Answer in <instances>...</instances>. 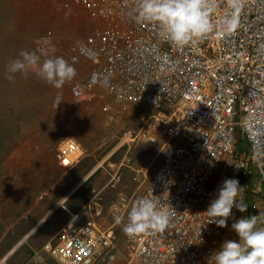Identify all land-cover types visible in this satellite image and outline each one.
I'll return each mask as SVG.
<instances>
[{
	"label": "built area",
	"instance_id": "obj_1",
	"mask_svg": "<svg viewBox=\"0 0 264 264\" xmlns=\"http://www.w3.org/2000/svg\"><path fill=\"white\" fill-rule=\"evenodd\" d=\"M132 2L67 0L84 13L85 33L62 46L47 30L35 36L34 48L39 63L62 57L76 69L61 88L51 85L56 107L67 98L97 102L103 111L113 103L146 106L137 135L160 142L161 161L136 200L151 198L158 208L174 209L163 233L123 232L131 247L124 264H214L212 252L235 239L231 223L242 214L234 208L225 228L203 225L217 188L235 178L244 201L242 182L253 177L251 190L264 194V0H244L238 26L221 34L224 0L212 14L216 30L183 49L162 41L155 25L136 22ZM239 136L247 147L237 154ZM65 141L59 144L64 156L84 152L76 140L61 147ZM130 209L122 202L112 211L122 218V231ZM67 211L41 251L61 264H101L116 238V220L105 221L96 202Z\"/></svg>",
	"mask_w": 264,
	"mask_h": 264
},
{
	"label": "rangeland",
	"instance_id": "obj_2",
	"mask_svg": "<svg viewBox=\"0 0 264 264\" xmlns=\"http://www.w3.org/2000/svg\"><path fill=\"white\" fill-rule=\"evenodd\" d=\"M66 1L0 0V220H5L0 224V264H61L43 253L41 246L65 222L67 210L96 202L101 216L112 223L117 218L112 215L114 208L122 202L131 208L161 161L160 142L149 144L137 135L146 106L130 104L120 109L113 103L103 111L97 102L61 101L60 105L66 103L61 112L51 85L35 72H8L10 61L22 59V50L38 56L37 34L52 30L56 43L63 46L85 33L84 13ZM9 75L14 79L9 80ZM42 108L64 114L56 120L48 113L39 129L44 133L47 128L43 135L47 138L67 127L69 134L58 142L54 136L44 143L43 136L29 137L25 126L38 122L34 110ZM72 139L81 143L84 152L64 156L59 144L65 141L61 147H68ZM246 184L257 185L253 177L242 182L243 187ZM253 193L251 212L260 218L257 227H262L264 194ZM17 194L26 199L14 201ZM6 208L14 213L6 214ZM121 223L114 225L116 238L101 264H124L131 252Z\"/></svg>",
	"mask_w": 264,
	"mask_h": 264
},
{
	"label": "clouds",
	"instance_id": "obj_3",
	"mask_svg": "<svg viewBox=\"0 0 264 264\" xmlns=\"http://www.w3.org/2000/svg\"><path fill=\"white\" fill-rule=\"evenodd\" d=\"M224 0H133L132 14L136 22L155 25L158 37L178 49L201 42L216 30L212 14ZM244 0H226L227 10L220 22L221 34L231 33L238 26V14ZM20 57L10 61L9 73L26 74L35 69L36 75L46 83L59 89L66 81L76 76V69L62 57L48 58L39 63L34 52L21 51ZM9 80L14 75L8 76ZM168 200V199H167ZM59 206L65 207L58 203ZM159 201L151 198L136 200L128 212V221L123 232L134 237L140 234L163 233L170 224V208H158ZM245 213L248 204L244 203L242 189L235 178H225L217 188L204 211L208 216L205 224L228 227V221L234 218L233 209ZM121 217L116 218L120 223ZM260 218L257 215H245L234 219L231 230L238 239H225L219 248L212 252L214 264H264V226L257 227ZM199 235L201 236V230ZM202 242V239L199 243Z\"/></svg>",
	"mask_w": 264,
	"mask_h": 264
},
{
	"label": "crops",
	"instance_id": "obj_4",
	"mask_svg": "<svg viewBox=\"0 0 264 264\" xmlns=\"http://www.w3.org/2000/svg\"><path fill=\"white\" fill-rule=\"evenodd\" d=\"M65 102H71V101H73L72 99H70V98H67V99H65L64 100ZM75 102V101H74ZM77 102V101H76ZM88 103H92V102H89V101H87ZM65 105H66V103H64V104H62V105H60V107L58 108L61 112H63L64 111V109H65ZM47 109H44V108H42V109H35L34 110V113L35 114H39V118H38V122L36 123V124H34V122L32 123V124H30V125H26L25 127H26V130L30 133V138H34V137H41V136H43L44 134H46V127L44 128V133H43V131H40L39 129L40 128H42L43 126H45V118H47V115H48V113H49V115H50V117L49 118H51V117H54L56 120H59L60 118H62L63 116L62 115H64V114H59L57 111L55 112V110H51V109H49V111H46ZM47 112V113H46ZM43 113H46V116H44L43 115ZM52 119V118H51ZM36 131V134L34 133ZM57 132V133H56ZM55 132V134L53 135L54 136V139L56 140V142H58V140H59V137L60 138H62V137H65V136H67L68 134H69V129H67V127H63V130H61V132L59 131V130H57ZM35 134V135H34ZM48 135V134H47ZM53 136L51 135V136H49L48 135V139L45 137V136H43L41 139H42V142L44 143V141H49V139L50 140H52V138H53ZM23 138H25V142H28V139L25 137V136H23ZM44 138H46V140H44ZM35 139V138H34ZM66 140V139H65ZM78 142V141H77ZM79 143V142H78ZM80 145H81V143H79ZM82 146V145H81ZM83 147V146H82ZM26 196H23V195H20V194H17L16 195V200H14V201H19V202H22L24 199H26L25 198ZM1 199H3V197H1ZM13 199V198H12ZM21 207H22V205H21ZM20 207V208H21ZM5 211L7 212L6 214H10V213H14V211L13 210H11V209H5ZM15 211H17L16 209H15ZM5 220H0V224H2L3 225V223H5L4 222ZM8 224H10L11 223V221L10 220H8V221H6ZM30 232H32V229L30 230Z\"/></svg>",
	"mask_w": 264,
	"mask_h": 264
},
{
	"label": "trees",
	"instance_id": "obj_5",
	"mask_svg": "<svg viewBox=\"0 0 264 264\" xmlns=\"http://www.w3.org/2000/svg\"><path fill=\"white\" fill-rule=\"evenodd\" d=\"M247 144L245 140L239 136L238 142H237V148H236V153L239 154L240 152L246 151ZM253 196L254 193L251 190V187L245 186L244 187V203L248 204V209L246 211L247 215H252L251 209H252V203H253Z\"/></svg>",
	"mask_w": 264,
	"mask_h": 264
},
{
	"label": "bare ground",
	"instance_id": "obj_6",
	"mask_svg": "<svg viewBox=\"0 0 264 264\" xmlns=\"http://www.w3.org/2000/svg\"><path fill=\"white\" fill-rule=\"evenodd\" d=\"M0 35H1V34H0ZM72 140H73V139H72ZM78 152H79V151H78ZM74 156H75V155H74ZM74 156H73V157H74ZM73 157H71V158H73Z\"/></svg>",
	"mask_w": 264,
	"mask_h": 264
}]
</instances>
